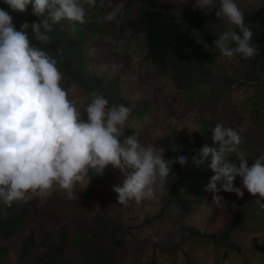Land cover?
Wrapping results in <instances>:
<instances>
[{"label":"rangeland","instance_id":"374dc122","mask_svg":"<svg viewBox=\"0 0 264 264\" xmlns=\"http://www.w3.org/2000/svg\"><path fill=\"white\" fill-rule=\"evenodd\" d=\"M160 1L172 18L190 20L193 51L210 71L206 77L200 75L196 84H191L188 60L180 55L172 61L175 49L165 63L147 55L145 34L131 25L144 5L140 0H96L93 7L85 5V24L62 20L47 33L48 44H33L59 60L62 84L80 107L90 102L92 91L102 93L109 106L128 107L124 135L135 134L142 144L164 149L165 159L193 155L204 140L213 144L211 129L221 123L240 132L239 151L251 166L264 155V117L261 109H252L254 93L264 94L260 49L253 66L238 56L227 61L219 53L213 42L227 25L219 18L201 20L219 7V0L203 11L195 7V0ZM235 2L244 16L264 14V8L260 9L264 0ZM0 8L9 11L3 0ZM18 14L20 21L29 24L45 18L34 15L31 4ZM171 135L184 144L173 142L167 147L163 139ZM230 160L239 164L237 158ZM179 168L173 163L155 199L139 203H118L113 186L122 184L124 173L111 164L102 174L89 171L86 188L76 185L75 199L69 200L65 191L55 187L47 198L13 203L8 215L14 229L0 232V264H34L35 258L48 256L75 264H99L103 257L110 264H150L153 259L156 264H264V209L256 203L258 197L249 194L237 177L234 186L241 187L242 198L220 191L216 195L224 200L217 205L213 194L204 191L201 199L182 206L169 198ZM243 209H254L261 218L250 223L239 218L222 236ZM30 235L34 243L22 255V244Z\"/></svg>","mask_w":264,"mask_h":264},{"label":"clouds","instance_id":"9594fccd","mask_svg":"<svg viewBox=\"0 0 264 264\" xmlns=\"http://www.w3.org/2000/svg\"><path fill=\"white\" fill-rule=\"evenodd\" d=\"M3 2L18 12L31 4L33 14L45 18L40 23L23 22L17 29L10 12L0 8V216L7 217L6 209L13 203L47 198L55 187L65 191L69 200L75 199L76 185L86 188L89 171L102 174L109 164L124 173L122 184L113 186L118 203L155 199L173 163L185 166L189 158L165 159L164 149L142 144L135 134L125 136L130 109L109 106L98 91L89 93L90 102L80 107L62 84L58 59L35 46L29 36L30 28L36 41L48 44L52 25L62 20L85 24V5L93 7L96 0ZM213 4L214 0H195V7L202 11ZM215 16L227 25L213 42L219 53L227 61L238 54L255 58L259 49L252 43L253 33L235 0H219ZM211 133L213 144L205 143L192 157V164L208 162L214 173L204 190L213 194L217 205L224 200L216 195L220 191L242 198L241 187L234 186L240 177L242 187L258 197L256 203L264 209V155L249 166L245 153L238 150L240 132L217 123ZM232 153H237L238 165L229 159Z\"/></svg>","mask_w":264,"mask_h":264},{"label":"trees","instance_id":"16d2710c","mask_svg":"<svg viewBox=\"0 0 264 264\" xmlns=\"http://www.w3.org/2000/svg\"><path fill=\"white\" fill-rule=\"evenodd\" d=\"M143 2V7L140 9V14L138 17L131 21V25L134 31L143 32L146 38V51L147 55L151 60L158 63H165L169 60V53L171 49H175V53H171L172 61H175L177 56L182 57L183 60H188L191 64L187 72L191 73L189 78H191V84L198 83L199 76H208L210 71L205 65V63L200 58L199 54L193 51V46L195 45L193 36L188 28L189 19H174L172 18L164 8H162V2L160 0H140ZM264 8V3L260 6V9ZM259 9V10H260ZM217 8H213L209 12L202 15L201 20H214L218 19L215 16V11ZM10 14L13 17V22L17 29L23 21H20L19 12L12 11L9 9ZM245 24L248 25L252 33H256L255 44H257L260 49L259 59L264 62V14L257 12L254 15H245ZM198 20V19H197ZM31 24V23H30ZM238 30V29H237ZM29 36L32 43L41 44L32 37L31 29L29 28ZM253 42V44H254ZM238 58L248 61V63L253 66L255 63V58L244 59L239 54ZM59 61V60H58ZM261 74L258 75L260 79L263 78V71H259ZM263 82V81H262ZM82 85L85 86L82 82ZM264 86V82L261 84ZM252 109H261V116L264 117V94L259 95L258 92L254 93L252 100ZM130 130H126L129 132ZM176 140V141H175ZM164 144L170 147V144L177 142L182 145L184 142H178L176 137L167 136ZM209 144V142L206 141ZM205 144V140L201 141L200 148ZM215 146V145H213ZM182 149H185L182 147ZM181 149V150H182ZM240 148L238 147V150ZM197 153V152H196ZM192 152L186 153V157L189 158V163L185 166L179 164L178 174L174 180V186L172 188V193L170 199L176 200L182 206H189L193 201L201 199L204 193V187L207 185L210 177L214 174L210 168H208V162L204 165L196 166L192 164V157L194 155ZM237 153H232L229 159H236ZM183 186L184 188H179L178 186ZM181 202L179 201V199ZM183 201V202H182ZM16 206V205H15ZM9 214V208L6 209ZM239 217L233 218L228 224V228L222 236L228 234V230L233 228L237 223L239 218H243L246 222H252L261 218L258 211L251 210L250 212L243 209L240 212ZM12 221L9 218L3 216V222L0 223V232L9 233L13 231ZM34 243V238L30 235L22 244V255H26L29 247ZM59 257H44L42 259L35 258L34 264H75L66 260H62ZM94 260V258H92ZM87 264H90L89 262ZM99 264H110L108 257H103L99 260ZM150 264H156L153 259Z\"/></svg>","mask_w":264,"mask_h":264}]
</instances>
